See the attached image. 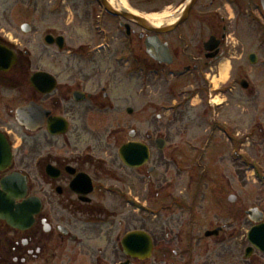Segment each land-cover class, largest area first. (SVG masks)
<instances>
[{
  "label": "flooded vegetation",
  "instance_id": "flooded-vegetation-1",
  "mask_svg": "<svg viewBox=\"0 0 264 264\" xmlns=\"http://www.w3.org/2000/svg\"><path fill=\"white\" fill-rule=\"evenodd\" d=\"M65 1L69 23L80 14L88 42L32 22L40 48L33 69L50 71L58 84L49 95L33 90L30 101L49 110L50 117L66 120L68 127L61 134L50 133L46 125L27 131L12 167L0 172V179L14 171L28 177L27 197L16 204L30 196L41 203L28 228L14 227L0 217V264H264V0ZM45 2L51 3L48 13L44 0H0V46L17 51L18 43L9 42V23L22 17L25 8L51 17L55 0ZM130 12L153 18L161 27L183 21L157 33L136 24ZM96 26L109 39L107 54H92L103 42ZM47 35L64 36L65 48L43 46ZM152 39L164 46L166 62L148 55L146 43ZM118 57H123L121 63ZM137 57L163 74L175 72L166 96L180 104L182 118L196 97L212 101L226 87L225 107L236 98L234 111L223 122L227 126L215 121L211 127H199L201 133L186 142L193 153L176 159L177 150L170 154L176 143L169 141L188 134L186 126L177 127L175 135L151 120L137 127L132 106ZM224 63L231 74L218 92L213 82ZM31 68L18 57L10 71L0 70V86L10 82L20 88ZM254 76L256 94L248 95L249 87L234 95L231 81L238 89L243 80L250 86ZM9 111L0 92V119ZM140 113L148 116L147 111ZM146 123L148 127L142 126ZM218 126L225 129L230 147L240 150L241 159H227L226 148L208 155ZM126 129H135L134 139L122 141ZM158 137L166 139L163 150ZM130 140L147 142L148 164L133 168L121 161L119 149ZM249 165L256 167L257 175L250 174ZM128 198L134 199L131 210ZM110 199L130 211L123 233L121 218L110 223L107 217L119 210H111ZM131 230L151 236L148 258H131L126 252L122 242Z\"/></svg>",
  "mask_w": 264,
  "mask_h": 264
},
{
  "label": "rangeland",
  "instance_id": "rangeland-1",
  "mask_svg": "<svg viewBox=\"0 0 264 264\" xmlns=\"http://www.w3.org/2000/svg\"><path fill=\"white\" fill-rule=\"evenodd\" d=\"M44 4H47V8H45L46 13H48V8L50 6V2L48 4V2H45L44 0ZM68 10V7H67ZM66 10V11H67ZM65 8L62 14H58V15H50L51 17H48V14L44 16H39L37 14H34L32 12V8L27 9L25 8V12L24 15L20 18H18L16 21H14L13 23H9L8 25V31H9V39L11 42H17L18 43V49H21L23 52L20 55L24 61L27 63L28 59L30 61H33V58L35 56V52L38 51L39 48V40H37V44L35 42V38H34V34H33V29L31 30L30 33H24L22 32L20 25L21 22L27 20V21H31L35 23L36 27H39L41 25L48 26V27H53V30L63 33L66 36H72L70 38H75L76 40H78V42H88L87 40V29L84 27V25L81 22V17L80 14H77L76 19L74 21H72V23H69L71 19H68V12L66 14ZM66 15V16H65ZM39 17L37 18V21H35V17ZM33 23V24H34ZM33 26V25H32ZM251 31V30H250ZM253 31V30H252ZM251 35V34H250ZM254 37V36H253ZM237 41V40H236ZM21 53V52H20ZM34 54V55H33ZM46 63H48L46 61ZM50 64H47L46 67H49ZM248 70L251 71V69L249 68ZM54 72L60 71V69H54ZM139 73V71H138ZM32 74V70L29 71V73L27 74V72H25V79H24V84L18 88L17 90H12L9 88L8 91H6L7 96H8V100L11 103V101L13 100V98L17 97L19 95V98H22L23 103H27L32 96V92H33V87L31 86L30 82H29V78L30 75ZM149 74V73H147ZM153 74H149L148 77L144 76L148 86L145 87L146 91L142 92V90L140 91L141 93H138L137 97H136V105H137V110H143V106H145V102L150 101L149 103V107L151 108V110H149L151 112L152 115V121H153V126L158 127V128H169V130L171 131L172 135H175L176 133V128L177 127H183L186 126V128L189 130V132H187L188 134H183L180 136H177L175 138V140H171L169 141V143H176L173 146V149L170 150V154L172 153V150H177L176 154H174V157L176 159H180L181 156H183L184 154L188 153L191 154L193 153V151H191L186 142H192L195 138L193 133L199 132L201 133V131L199 130V127H203V128H207L208 123L206 124V120H208L209 116V110H208V118H203L204 115L201 112L202 111V101L200 100L199 97H196L193 100V105H190V108L188 109L189 113L188 115H184V118H182L179 115V112H164L162 110V105L166 104V105H170L172 102L171 100H169V97L166 96H162L160 97L159 95H155V93H161V91H167L166 94H169V87L167 82L165 80L160 81L159 79H157L155 81ZM159 78V77H158ZM218 78V77H217ZM227 78V77H226ZM225 77H221L218 79H216V83H220L222 85V80L226 79ZM250 84H251V88L249 89L248 95H254L256 94V90H257V77H250L249 79ZM140 82L139 79L136 82L137 88L140 89L141 85L139 86ZM253 89V91H252ZM241 90H236L234 95L237 94V92L239 93ZM264 94V93H263ZM218 102H221L223 100H225L226 96L223 94H218ZM236 101V98L233 97L232 99L230 98L228 100L229 105H227L226 107L221 108L220 114L218 116V113L213 116L219 123V125H226L225 123H223L230 115L231 112L234 111L235 107H233L232 104H234ZM206 104V103H205ZM12 105L14 106L13 102ZM231 107V108H230ZM211 113V112H210ZM162 115V117L157 118L156 116L158 115ZM206 114V113H205ZM150 119V118H149ZM135 120H137V122L140 124L143 120H146L142 114L139 112H137V115L135 116ZM151 120V119H150ZM124 122V120H122ZM143 126L147 127V124H144ZM227 126V125H226ZM6 129L8 131H15L18 134H21L23 132V130L21 129V127L19 126V124L16 122L14 115H9L8 118L6 119ZM219 128V127H218ZM193 129V130H192ZM21 136V135H20ZM215 138L213 139V146L211 145L209 147V149H213L208 155H212L215 154L216 151H220L224 148L225 149V154L227 159H229V155L231 156V158H239L238 156L235 155L234 150L230 147L229 143L226 141V139L224 138V135L221 134L220 132H217L214 134ZM122 137H124V139H128V135L126 133V135H122ZM138 137H140L138 135ZM22 140L19 139L17 140V144H21ZM169 145V144H168ZM222 145L224 146L222 148ZM178 146V149H177ZM167 148H169V146H167ZM220 149V150H218ZM240 151V150H239ZM233 165L235 166L236 164L233 163ZM252 172L250 171V174ZM108 204L111 208V210L115 209H119L116 213L113 214H107V217L110 215L109 221L110 223L113 222V220L118 222V219L121 218V221L123 222V226L128 227V222L126 221V218L130 215V211L125 209L124 207L121 206H116L114 203H112V199L109 200ZM118 214L122 215L121 217L118 216ZM114 217V218H113ZM118 217V218H117ZM115 227V226H114ZM116 227H118L116 225ZM111 233L114 232V229H112L110 231ZM108 240V237L105 239V241L102 243L103 245L106 244V241ZM72 264H87L85 262L82 261H78L74 262Z\"/></svg>",
  "mask_w": 264,
  "mask_h": 264
},
{
  "label": "water",
  "instance_id": "water-1",
  "mask_svg": "<svg viewBox=\"0 0 264 264\" xmlns=\"http://www.w3.org/2000/svg\"><path fill=\"white\" fill-rule=\"evenodd\" d=\"M140 22H146L141 20ZM164 29H158V31H163ZM27 31V30H26ZM49 43H52L53 39L52 37H48ZM64 40L63 38H60L58 40V45L59 46H63ZM157 48L160 49V44L157 43ZM1 51L4 52L5 54L3 55V60H0V65L1 63H3V68L4 69H10L12 64L15 62L16 60V56L14 54V52L10 51V50H6L0 47V56H1ZM152 53V52H151ZM153 56H155V58H157L156 55H154L152 53ZM5 56V57H4ZM158 59V58H157ZM38 82H41V84L39 85ZM32 83L38 87H40V89L42 91H51L54 86H55V81L52 77H50L47 74H40V75H36L32 77ZM36 106L34 104H30L27 107L24 108H19L17 111V118L21 123H25L27 126H30V124L33 122V114L35 117V111H36ZM44 116L41 114L40 115V120H43ZM163 145L160 144V148H162ZM134 152H136V155H132L134 154ZM149 156V151L147 149V147L145 146H140L138 145L137 147H131L130 144L125 145L122 149V159L124 160L125 163L129 164V165H141L143 164ZM11 160V151L10 148L8 146V143L6 141V139L4 137L0 136V168L2 167H6L9 162ZM26 183L22 180H19L18 177L16 176H11L8 177L6 180H4V182L2 183L4 189L11 191V195H9V197H5L3 195H0V215L3 218H6L9 220L10 223H12L13 225H28L32 223V214L33 211L31 210V204L28 203L26 205H24V207H21V209L18 212H14L13 208H14V201H15V197L21 196V195H16L17 191H25L26 189ZM2 199H5L7 201L3 202ZM141 238V236L139 235H131L127 238V242L126 245L128 247H130L131 249L138 251L141 250L142 246L145 248L146 252H150V248H151V243L148 240L147 243L145 242L144 244L138 243V242H134V239H138ZM144 238H142L143 240ZM137 253V252H136Z\"/></svg>",
  "mask_w": 264,
  "mask_h": 264
},
{
  "label": "bare ground",
  "instance_id": "bare-ground-1",
  "mask_svg": "<svg viewBox=\"0 0 264 264\" xmlns=\"http://www.w3.org/2000/svg\"><path fill=\"white\" fill-rule=\"evenodd\" d=\"M220 71L221 74L223 75V77H227V71H228V65L226 63L222 64L220 67ZM216 86H218V84H215Z\"/></svg>",
  "mask_w": 264,
  "mask_h": 264
}]
</instances>
